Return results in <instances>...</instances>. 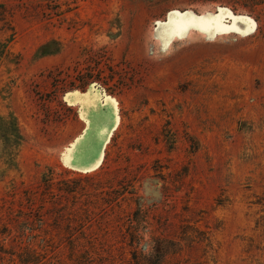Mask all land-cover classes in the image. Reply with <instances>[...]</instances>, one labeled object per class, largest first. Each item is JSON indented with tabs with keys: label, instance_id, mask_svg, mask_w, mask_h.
Segmentation results:
<instances>
[{
	"label": "rangeland",
	"instance_id": "1",
	"mask_svg": "<svg viewBox=\"0 0 264 264\" xmlns=\"http://www.w3.org/2000/svg\"><path fill=\"white\" fill-rule=\"evenodd\" d=\"M0 264H264V0H0Z\"/></svg>",
	"mask_w": 264,
	"mask_h": 264
},
{
	"label": "water",
	"instance_id": "2",
	"mask_svg": "<svg viewBox=\"0 0 264 264\" xmlns=\"http://www.w3.org/2000/svg\"><path fill=\"white\" fill-rule=\"evenodd\" d=\"M97 96L99 97V99H96ZM65 99L71 104H74L80 107V116L82 115L81 119L85 123V127L83 131L81 132V134L83 133V135L84 134L88 135L93 125V119L90 114L91 113L90 111L97 109L98 104H101L104 106L107 105L108 101L110 102L112 101L115 105H117V103L112 98L103 94L102 90H99L98 87L94 85H91L88 88V90L85 91L84 93H79L76 90L69 92L65 96ZM118 123H119V116L116 111V113H114V115L111 117V121H107V124H106L107 128H104L103 130L104 134L103 135L101 134L102 138L99 139V146H98L97 153H95L92 157H85L86 159H83L79 155L78 157H80V162H78V160H75V155L78 152L75 153L76 150L74 146H72V143H71L68 147L69 157L67 159L68 163H66V165H69V167H71L74 170L84 172V173L93 171L96 168H98L103 160L105 145L107 144L110 136L112 135L113 131L117 127ZM80 135L75 139L76 143L78 142L82 143L83 135L82 136Z\"/></svg>",
	"mask_w": 264,
	"mask_h": 264
},
{
	"label": "bare ground",
	"instance_id": "3",
	"mask_svg": "<svg viewBox=\"0 0 264 264\" xmlns=\"http://www.w3.org/2000/svg\"><path fill=\"white\" fill-rule=\"evenodd\" d=\"M97 97H98V96H97ZM108 102H110V101H108ZM112 103H113V102L111 101V102H110L111 106L113 105ZM112 111H114V112H113V115H114L115 110L113 109Z\"/></svg>",
	"mask_w": 264,
	"mask_h": 264
}]
</instances>
